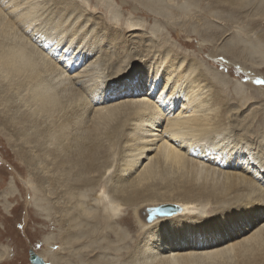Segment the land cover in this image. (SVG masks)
Listing matches in <instances>:
<instances>
[{
  "label": "bare ground",
  "instance_id": "1",
  "mask_svg": "<svg viewBox=\"0 0 264 264\" xmlns=\"http://www.w3.org/2000/svg\"><path fill=\"white\" fill-rule=\"evenodd\" d=\"M88 1L90 0H87V4ZM99 1L109 8L104 17L108 22L102 18L98 21L90 18L89 13L92 11H86L83 4L75 0H42L44 6L40 10L38 6L35 9L24 8L23 0H0V107L8 109L7 111L16 116L7 118L5 115L0 118V122H3L4 130L9 127L15 135H29V141H26L28 145H20L23 149L21 153L26 163L37 166L38 169L40 166V185L52 183L55 196L64 194L62 187H68L65 191L68 192L65 196L68 195V198L62 203L61 209L58 207L60 211L56 224L61 229L60 241L74 249L82 240L81 236L89 238L91 245H95L97 254L88 264H264V129L258 128L264 122V108L258 116L254 111L240 119L239 116L248 106V95L243 90L234 87L230 89V86H207L211 84L212 78L208 76L211 71L209 73L208 70H203L198 64V70L194 72L191 67L195 63L189 65L178 61V57L168 55L167 48L163 51L160 49L156 55L155 50L141 48L142 44L139 42L135 43L137 47L131 49L138 50L136 54L142 55L143 58L139 60L149 63L142 67H153L156 69L155 73L150 78L144 77L147 78L146 83H143V78L136 80L135 84L128 81L133 86H122L121 83L132 77V72L136 71L128 70L122 76L116 75L114 80L111 79L112 94L104 99L107 102L94 104L87 91L89 93L96 90L103 79H108L105 64L109 60L112 62L118 59L115 62L118 63L121 58L115 48L119 40L110 38L108 43L111 46L105 45L106 33L110 29L114 33L122 31L124 35L131 31L139 32L137 28H133L134 25L128 28L121 22L119 18L123 17V9H136V3L148 9L153 8L149 0L146 1L150 7L144 3L145 0H114L119 2L118 8L113 7V3H108L107 0ZM167 1L157 0L162 4ZM205 1L206 4L200 1L201 5L207 6L200 14L184 11L179 15L182 25L190 28L188 33L195 32L202 37V42L206 40L214 49L223 35L220 34L219 27L212 23L218 17V12L226 15V18L223 16L226 25H229V20L237 22L241 15L242 18H247L244 14L249 9L255 11L254 15H259V18L254 19L264 18V5L261 4H264L263 0L258 4L256 0ZM95 5L99 11L105 7L98 2ZM133 13L135 15L136 10ZM108 14L115 18L111 20L107 17ZM52 26L57 27L54 29L59 35L48 32ZM76 35H79L81 43H85L84 51L90 43L95 49H99V54L93 53L89 57L87 51L86 57L80 50L81 43L77 45L78 42L72 39L70 43L69 40L63 41L65 37L72 38ZM123 37L126 41V36ZM262 38L264 39V35ZM237 39L234 35L225 43L222 42L221 57L230 62H238V59L246 62V55L251 56V52ZM202 46L200 44V48ZM261 46L258 49L264 56L261 50L264 48ZM56 55L59 61L52 58ZM161 56L168 59L165 58L167 63L162 74L163 83L157 84L162 77L158 70L161 65L154 67L156 64L153 61ZM217 56L216 49L210 51L206 58L212 62ZM60 61H65L67 67L61 68ZM213 61L212 63H217ZM223 61L225 60L221 62ZM205 64L208 65L206 61ZM228 65L229 63L227 68ZM55 73L54 76L61 77L68 73L73 76L65 75L55 86L48 80ZM246 75L250 80L246 79L245 86L260 95L263 84L257 81L261 77L247 72ZM253 79L256 83H253ZM184 82L188 84L187 89L184 88ZM163 89H169V94L165 95L161 91ZM113 95L114 99L111 97ZM180 97L183 98L178 103ZM233 103L238 104V108L236 111L233 108V113L228 115L232 112L230 106ZM58 110L64 112L63 119L58 117ZM163 115L167 119L163 120L166 118ZM45 116L54 118L52 121L48 120L52 124L47 123ZM162 120L165 121L164 131L176 139L180 135L189 136L191 147L211 135L221 136L226 131L225 135L227 133L236 138L241 144L233 150H241L244 154L237 157L234 155V159L225 157L224 160V150L222 152L219 149L220 156L211 164L206 165L203 160L197 162L191 156L190 152L194 151L192 148L187 150L185 147L187 151L181 150L163 139L159 128ZM74 123L80 127L78 133L68 126L71 124L73 127ZM52 128L56 135L54 146L50 148L54 160L50 170L53 173L60 171L64 179L58 177L48 182L44 170H49V164L45 163V158L41 160L40 156L46 149L43 145L45 140L52 139L49 136ZM67 128L68 133L65 132ZM85 128L89 134L93 133L92 139H87ZM173 136L171 138L175 139ZM114 137L119 139L118 143ZM213 139L212 137L211 140ZM65 140L67 144L64 143ZM231 140L233 138L230 137ZM104 141L115 142L114 152L122 147L119 152L121 161L116 173L109 179V186L101 181L109 167L105 164L107 161H103L106 159L105 150L109 146L104 145ZM192 142H195L193 146ZM246 143L255 148V157L260 163L251 154L245 156ZM92 173H98L97 181L91 176ZM81 174L85 176L82 178ZM83 189H88L86 196L94 195L101 202L99 211L91 212L86 208V196H82L80 191H84ZM42 197H45L41 199L42 202L47 203L46 195ZM155 208L161 210L160 213L148 219ZM45 209L46 206L43 207ZM121 210L129 211V214L121 216ZM144 211L147 213L144 214ZM119 225L132 230L133 239L128 238L125 231L121 230L123 227L120 228ZM43 242L47 243L45 240ZM119 246L126 249L122 255L118 253ZM80 250L74 253L63 250L60 253L52 249L50 254L36 255L42 257L47 264H59L60 258L65 259L64 264H73L75 258L82 261ZM110 251L116 258H108ZM98 253H102L103 258Z\"/></svg>",
  "mask_w": 264,
  "mask_h": 264
},
{
  "label": "rangeland",
  "instance_id": "2",
  "mask_svg": "<svg viewBox=\"0 0 264 264\" xmlns=\"http://www.w3.org/2000/svg\"><path fill=\"white\" fill-rule=\"evenodd\" d=\"M75 1L79 4H83V7L86 8V11H88V12L92 11L91 13H89L90 18L93 17L94 19H97L96 21H98V19L102 18L103 21L108 22L104 19V17L106 16V11L109 8L107 9V5L103 4V2H100L99 0H95L93 2V0H90V1H88V4H87V0H75ZM107 1H108V3H113V5H114L113 7H115V8L120 7V4L118 1L117 2L114 0H107ZM200 1L201 2L204 1L203 3L206 4L205 0H195V1L192 0L191 2H190V0H168L164 4L157 2V0H155V1L149 0V3L153 6V8H151V9H148L147 7L140 5V4H137V3L135 6L136 9H134V7H131V9L129 7H127V8L125 7L123 9L124 10L123 11L124 12L123 17H122V19H121V17L119 19L121 20L122 23H124L125 26L127 25L126 27H128V28L131 27V25L132 26L134 25L133 28H137L139 30V32L138 31H131V32L125 33V35H124L122 33V31H115V33H114V31H112L111 29H110V31L108 30L109 32L106 33L107 38L106 37H105V39L103 38L104 44L108 45L110 38L112 39L114 37L116 40L118 39L119 41L116 43L117 45L115 44V48H116V51L118 52V56H120L121 58H120V61L118 63H115L118 60V59H116L115 61H112V62H111V60H109V62H107L105 64L106 65L105 68L107 70V74H106L107 76L106 77L108 79H106V80L103 79L102 82L97 85L98 88H96V90L95 89L91 90L92 92L89 91V93H88V91L85 89V92L87 91V95H88L89 99L94 104L106 103L107 100H104V99L107 98L110 94H112L111 90H110V88L112 86V84H111L112 80L111 79L114 80L116 75L122 76L124 73L128 72V70L136 71V72L135 73L132 72L134 75L132 77H129L127 79V81H124V82L122 81V83H121L122 86H133V84H131V82H128V81H132L135 84L136 80H138L139 78H143V80H144L143 83H146L147 78L144 79V77L149 76V78H150L152 76L153 72L155 73L156 69L153 67H150V66L142 67L145 63L147 64V61L142 62L141 60H139V59L143 58V57H141L142 55L136 54V52L138 50H134V49L132 50L131 49L132 47H137V45H135V43L139 42L142 44L141 48L143 47V49L147 50V51L148 50L149 51L155 50L154 52L156 55L158 54L160 49L163 51L167 48V49H169V50L166 49V51H168V55L169 56L173 55V57L175 56L176 58L178 57V61H180V62L184 61V64L188 63L189 65L191 63H193V64L195 63V65H193L194 67H191L194 72L195 71L197 72L198 64H200L202 66L203 70L204 69L208 70L207 72H209V73L211 71V74L210 75L208 74V76H209V78H212L213 80L211 79V81H210L211 84L209 83V84H207V86H210V85L211 86H220V87L223 86V88H226V86H230V89H232L233 87L234 88H240L241 90H243V92H245L248 95V96H246L247 97L246 101L248 102V106H247L246 110L241 114V116H239L240 119H243V117L245 115L251 114V112H254V111L256 112V115L258 116L259 113H261V111H262L261 109L264 108V84L260 87V89H262V91L260 92V95H259L253 89L248 88V86H245V84H246L245 82L247 80H250V78H247L248 75H246V72H247V74L252 73V74H256V76L258 75L259 77L264 78V56H262L260 54L259 49H258L261 45H262L261 47L264 48V39L262 38V36L264 35V18L260 19V20L254 19V18H259V15H257V14L254 15L255 11H253L252 9H249L250 11L247 10L246 13L244 14V15H247V18H242L243 15H241V17H239L237 20L238 23L237 22H231L229 20V25H226L225 24L226 21L224 20L226 18V15L218 12L217 13L218 17L214 18L212 23L214 25H216L217 27H219V29L221 31L220 34L221 35L223 34V35L220 38V41H218L216 43V49H217V53H218L217 58L218 59L217 58L212 59V62H214L213 60H215V62H217L216 64H214L211 61H209L208 58H206V56L210 51H213L216 49L212 48L213 45L210 44L209 42H207L206 40H204L202 42V39H201L202 37L197 36L195 32H189L188 33V30L190 28H185L182 25L181 17L179 15L180 13L182 14L184 11H187L191 14H194V13L200 14L201 12L204 11L205 7H207L205 5H201ZM256 1L258 4V3H261L262 0H260V1L256 0ZM23 2H24L23 7L24 8L29 7V9L30 8L35 9V7L38 6L39 10H40L42 8V6H44L43 5L44 3L42 2V0H23ZM95 2H98L99 5H101L102 7L103 6H105V7L101 11H99L98 9H96L97 6L95 5ZM144 3H146V5H147V1ZM261 4H262V6L264 5L263 3H261ZM147 6H149V5H147ZM135 10H136V14L134 15L133 12H135ZM161 13H163V14H161ZM110 15L111 14H108L107 17L111 18V20L115 18L114 15H111V17H110ZM252 16H254V17H252ZM221 18H222V20H221ZM248 19H250L251 21H247ZM222 26L223 27L225 26L226 28L223 29ZM54 27L57 28L56 26H52V27H50L48 32L51 33V31H52L56 35L57 33H56V29H54ZM52 29H54V30H52ZM78 34L80 35V33H78ZM114 34L115 35L120 34V35L114 36ZM57 35H59V34H57ZM79 35H76V37L74 36L75 38L74 37L71 38V36H70V38L65 37V40L63 39V41L67 42V40H69V43H70V41L72 39L74 41L76 40L78 42L77 45H79L81 43V41H79L80 40ZM136 35L139 36V38ZM234 35L238 37L237 41H239L246 49H248V52H249V50L251 52V56L246 55L247 56L246 62L238 59V62L232 60L231 61L232 63H231L226 58L221 57L222 52H223V49H222L223 43H225L227 40L233 38ZM123 36H126V41L124 40ZM106 39H107V41H106ZM140 39H142V40L140 41ZM12 40L15 41L14 39H12ZM87 40H88V38H86V41ZM89 41H90V39H89ZM111 42H113V41H111ZM230 43H232V42H230ZM84 44L85 43H81L80 50H82L83 54L86 57H87V55H89V57H92L93 55L99 54V53H97V52H99V49H95L93 46H91L90 43H88V45L86 46L87 49H85V51H84ZM86 44H87V42H86ZM102 44H103V40H102ZM200 44L203 45L201 48H200ZM63 45H65V44H63ZM123 46H125V47H123ZM92 48H93V50H92ZM123 48H125V49H123ZM199 48L201 50H199ZM89 49H91V51ZM111 50L113 51L114 48H112ZM261 50L264 52V49H261ZM87 51H88V54H87ZM145 53L146 52H144V54ZM163 53H165V51ZM91 54H93V55H91ZM52 58L54 60H56L57 55H56V57H52ZM165 58H166L165 56H161L160 59L155 58V60L153 61V63L155 62V64H156L154 67H157V65H161L158 68V70H160L161 75L164 74V69L166 66L165 63H167L166 59H168V58H166V59ZM185 59H186V61H185ZM47 60L48 59H45V61H47ZM219 60H220V63H219ZM222 60H225V61L221 62ZM58 61H57V63H58ZM205 61L207 62L208 65L205 64ZM60 62L59 63H60L61 68L67 67L65 61H63V62L60 61ZM87 62H88V60L86 58V63ZM162 62L164 64H162ZM228 63H229V65H228L229 68L226 67V65ZM230 63L232 64L231 66H230ZM242 63H244V64H242ZM100 65H102V62L100 63ZM241 65H243V66H241ZM209 67H210V69H209ZM148 69H149V71H148ZM242 71H244V72H242ZM194 74H196V73H194ZM54 75H56V73L49 76L48 80L51 82V84H54L56 86L59 84L60 80H62L63 78L66 77L65 75H67V74H64V76L62 75L61 77L58 75L57 76H54ZM72 76H73V74H71V73H68V75H67V77H72ZM192 76H193V74L191 75V77ZM163 77H164V75H162L161 80L156 82V83L157 84L163 83L162 82ZM170 77L173 80L172 75ZM261 78H259V79L261 80ZM129 79H132V80H129ZM133 79H134V81H133ZM48 83L49 82H46L47 85H48ZM253 83H256V80H254ZM78 84H81V82H79ZM183 85H184V88L187 89V86H186V85H188L187 82H184ZM48 86H50V85H48ZM81 86H82V84H81ZM204 86H206V85H204ZM50 87L53 88L52 86H50ZM127 88H129V87H127ZM98 89H99V91H98ZM145 89H148V88H145ZM120 90L123 91V88H120ZM161 91H163L165 95L169 94V89H165V90L163 89ZM23 95H24V93L21 94V96H23ZM111 97H113V99H114L115 96L113 95ZM182 98L180 97L177 102L180 103L182 101ZM108 101H110V100H108ZM60 107L62 108V106H60ZM230 107L232 109L231 110L232 112H230L228 115L233 113L234 110L235 111L237 110L238 104L233 103ZM233 108H234V110H233ZM7 110H6V108L0 107V111H3L0 113V118H3L5 115L7 116V118H8V116H12V117L16 118L15 115H13L11 112H9ZM11 111H12V109H11ZM177 111H178V109L175 111V114L177 113ZM4 112H6V113H4ZM173 114H174V111H173ZM57 115L61 119L64 118V112L63 111L58 110ZM163 116L166 117V115H163ZM232 116H235V115H232ZM39 118L41 119L42 117H39ZM44 119H47V123L52 124V122H50V121H52L54 118L53 117L48 118L45 116ZM165 119H167V117L164 118L163 120H165ZM48 120H50V121H48ZM163 120L159 122V128H160L161 132L163 133V134L162 133L161 134L164 137L163 139L168 140L173 146L180 148L181 150L187 151L188 148H192V150H194V151H191L190 153H191V156L193 157V160L196 159L195 161L203 160L204 164L209 165L213 162V160L215 161L216 158L220 156V150L222 152L224 150V152H223L224 160H226L229 157H231V159H234V155H235V157H237L238 155L244 154V152H242L241 150H236V151L233 150L235 147L241 146V144L239 143V141L236 138L229 136L227 133L225 135L224 132H226V131L222 132L221 136H220V134L209 136L211 139L213 137L214 138L213 140H211L208 137L207 139H205L206 142H204L205 140L204 141L202 140V141L198 142V144H196V145H194L195 142H192V146L193 145L194 146L191 147L189 145L190 144L189 141L191 140L188 138L189 136L180 135L176 139L175 136L164 131L163 127H165V121H163ZM2 124H3V122H0V264H30V261H29L30 252H33L35 254H40V253H44V254L49 253L50 254V251L52 249H54L55 251H58V252H60V251L62 252L63 250L66 252L68 250L67 253L69 251H73V253H74V252H77L79 249H81L80 250V257L82 258V261H80V258H75V261L73 262V264L74 263H76V264H88V262L90 260L95 259V256L97 254V252L94 250L95 245L94 244L91 245V243L89 242V238L87 239L86 237L81 236L82 240H80V242L78 243V245L74 249L67 246L65 243L63 244L60 241L61 229H60V227H58V224H56V223H58L59 211H60L59 208L61 209V206L63 205L62 203L65 202L68 198V195H67V197H65L66 194L68 193V192H65V191H67L66 188L68 189V187H62L64 194H59L58 196L56 195L57 196L56 197L55 195H53L52 183L40 185V183L38 181V178H39L38 175L41 174L40 173L41 172L40 166L38 169L37 166H34V165L31 166L30 164L26 163L25 159H23V154L21 153L23 149L20 145H28V143L26 141H29V135L28 134L15 135L14 133L11 132V129L9 127L4 130L3 129L4 127ZM236 124L237 123H234V125H236ZM253 124H255L254 126H256L257 125L256 121H254ZM162 125H164V126H162ZM68 126L70 128H72L75 131V133H78L80 130V127L77 123H74L73 127L71 126V124H68ZM263 127H264V122L261 123V125L258 128L264 129ZM68 130L69 129L67 128L65 130V132L68 133ZM238 133H240V132H238ZM50 134H49V136H50V138L52 137V139H50V141L45 140L43 145H45L46 149L44 150V152L40 156L41 160L43 158H45V163L47 162L49 164V170L48 169L44 170L45 175L48 178V182H51L52 179H57L58 177L64 179V176L60 173V171L53 173L50 170L51 168H53L51 166V164L54 162L53 156L50 152V148H52L54 146L53 140H55V135H56L55 129L53 130V128H52ZM84 134H86V137L89 140L93 138V136H92L93 133L90 132V134H89L88 130H86V128L84 129ZM113 134L115 135V133H113ZM166 136H167V138H166ZM172 136L175 139H172L171 138ZM217 136L218 137L220 136V138H217ZM168 137H170V138H168ZM182 137H183V139H181ZM184 137L186 138V140ZM230 137H231V139L233 138V140L230 141ZM114 139L117 141V143L119 142V139L117 137H114ZM225 140L228 143H226ZM41 142H42V140H41ZM212 142L214 143V146H212L213 145ZM64 143L67 144V140H65ZM232 143H234L236 146ZM114 144H115V142L109 143L108 141H104V145H106V146L109 145V146H108L107 150H105L106 151V153H105L106 159H103V161H107L105 164L109 165V167L107 168V170H105V174L101 178V181H102V183H105L107 186L110 185L111 176L116 173L117 166H118L119 162L121 161V154L119 152L122 149V147L119 149V151L114 152L115 151V147H113ZM209 144H211L210 145L211 147L207 146ZM216 146H219V148H216ZM116 147H117V144H116ZM185 147L187 148V150ZM229 147H230V149H229ZM244 147H245V156L248 157L251 154L250 156L251 157L253 156L252 158L256 159L255 148L252 147L251 145H248V143H246V146H244ZM248 147H251V148H248ZM153 148H155V146ZM216 149H218V150H216ZM252 149H254V150H252ZM248 150H250V151H248ZM253 151H254V153H253ZM215 152H217V153H215ZM248 152H250V153H248ZM206 153H208V154H206ZM90 155L95 156V154H90ZM186 155L189 156L187 153H186ZM197 155H199V156H197ZM152 156H153V154H152ZM200 156H201V158H199ZM192 157H190V158H192ZM225 157H226V159H225ZM239 159H240V157H239ZM197 162H199V161H197ZM145 163H146V161L143 162V164H145ZM257 163H260V162L257 160ZM47 167H48V165H47ZM103 167H104V165H103ZM92 174L93 175H91V176H94V178L97 181L98 180V178H97L98 173H96V174L92 173ZM84 176L85 175L81 174L82 178ZM28 180H30V181H28ZM107 181H108V184H107ZM28 182H30L31 184ZM43 187H44V189H43ZM83 190L84 191L80 190L82 192L81 193L82 196L88 195V191H87L88 189L87 190L83 189ZM43 195L44 196L46 195L47 203L42 202L41 199H45V197H42ZM96 198L97 197L94 195L93 196L92 195L86 196L85 200L86 199L87 200L85 202H86V204H88V206H86V204L84 203V207L86 206V208L90 209L91 212H94L95 210L99 211V209H101V202L96 200ZM45 206H46V209L43 210V207H45ZM160 211L161 210H157L155 208V210L152 211V213L149 212L151 214V216H150V218L148 217V219L154 218L155 214L160 213ZM146 213H147V211H144V214H146ZM119 214L121 216H123V215L129 214V211L124 212L123 210H121V211H119ZM119 226H120V228L123 227V229L121 228V230L125 231L124 233L126 234V236L128 238L133 239L134 233L132 232V230L124 229V228H126V226H124V225H119ZM126 230H127V232H126ZM43 240H45L47 243H44ZM214 243H216V242H214ZM65 245L67 246L66 250H65V248H66ZM88 245H90L91 247L88 248L87 247ZM114 245H117V244H114ZM58 247H59V249H58ZM122 247L123 246H119L120 250L118 251V253L121 255L124 254L126 251V249L122 248ZM65 252L63 254H65ZM111 252L112 251H110V253H109L110 255L107 254L108 258H110V256H111V258H113V257L116 258V256L113 255ZM101 254L102 253H98L99 256ZM100 257L103 258V254ZM60 259H59V264H64L63 261L65 259H63V258H60ZM48 264H50V263H48Z\"/></svg>",
  "mask_w": 264,
  "mask_h": 264
},
{
  "label": "water",
  "instance_id": "3",
  "mask_svg": "<svg viewBox=\"0 0 264 264\" xmlns=\"http://www.w3.org/2000/svg\"><path fill=\"white\" fill-rule=\"evenodd\" d=\"M29 261L31 264H47L41 257L33 252H30L29 254Z\"/></svg>",
  "mask_w": 264,
  "mask_h": 264
},
{
  "label": "snow or ice",
  "instance_id": "4",
  "mask_svg": "<svg viewBox=\"0 0 264 264\" xmlns=\"http://www.w3.org/2000/svg\"><path fill=\"white\" fill-rule=\"evenodd\" d=\"M257 83L264 84V80H258Z\"/></svg>",
  "mask_w": 264,
  "mask_h": 264
},
{
  "label": "clouds",
  "instance_id": "5",
  "mask_svg": "<svg viewBox=\"0 0 264 264\" xmlns=\"http://www.w3.org/2000/svg\"><path fill=\"white\" fill-rule=\"evenodd\" d=\"M105 195H109V194L106 193ZM109 198H110V195H109Z\"/></svg>",
  "mask_w": 264,
  "mask_h": 264
}]
</instances>
